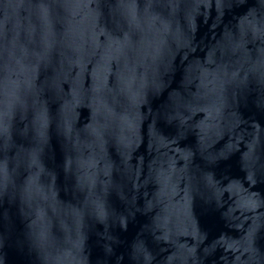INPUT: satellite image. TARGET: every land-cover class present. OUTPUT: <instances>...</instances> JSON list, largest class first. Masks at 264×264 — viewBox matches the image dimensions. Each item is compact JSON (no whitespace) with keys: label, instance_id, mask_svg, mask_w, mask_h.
Returning <instances> with one entry per match:
<instances>
[{"label":"water","instance_id":"obj_1","mask_svg":"<svg viewBox=\"0 0 264 264\" xmlns=\"http://www.w3.org/2000/svg\"><path fill=\"white\" fill-rule=\"evenodd\" d=\"M0 264H264V0H0Z\"/></svg>","mask_w":264,"mask_h":264}]
</instances>
